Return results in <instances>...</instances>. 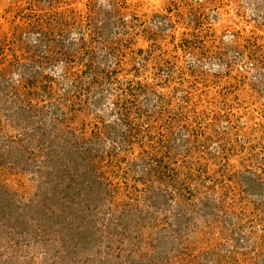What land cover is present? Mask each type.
Returning <instances> with one entry per match:
<instances>
[{
	"label": "rangeland",
	"instance_id": "rangeland-1",
	"mask_svg": "<svg viewBox=\"0 0 264 264\" xmlns=\"http://www.w3.org/2000/svg\"><path fill=\"white\" fill-rule=\"evenodd\" d=\"M29 1L0 0V37L7 33L26 39V55L39 37H55L51 45L61 48L47 71L55 75L52 87L60 85L63 57L80 70L89 61H116L104 56L117 51L127 61L133 56L143 61L138 76L126 77L154 81L155 91L149 116L137 127L136 150L129 161L118 162L109 154L114 147L109 122L118 116L110 112L112 94L96 111H80L76 118L73 113L66 125L45 122L44 134L35 131L31 140L25 133L34 125L8 116L7 105L0 104V152L5 154L0 158V210L2 201L14 198L26 207L20 215H27L25 223H12L8 216V223H1L0 214V264H162L160 257L169 258L164 264H186L182 254L173 255L179 248L200 252L205 264L214 241L235 250L225 247L232 258L228 264H258L247 240L250 219L264 223V0H116L130 27L125 32L114 25L106 29L104 45L93 39V30L104 20L109 0H38L39 6ZM36 21L42 31L40 26L28 30ZM67 32L72 38L65 37ZM81 40L85 47L78 48ZM68 94L71 102L77 98ZM96 97L89 96L92 105ZM32 112L36 121L50 120L45 112L46 119ZM63 128L89 138L95 137L93 129L103 128L104 134L86 146L99 156L79 164L78 178L54 172L72 158H51L54 171L49 160L51 145H66L67 138L58 133ZM5 140L8 147L2 148ZM138 158L158 165L153 175L134 165ZM45 164V174L35 170ZM95 179L104 188L92 189ZM70 183L71 193L64 194ZM172 183L185 187L174 191L172 199H162ZM58 201L66 206L61 209ZM41 202L55 208L49 211L54 216L59 213L73 223L46 216L39 222L41 207L36 206ZM128 205L142 208L143 229L124 211ZM32 216L36 222L31 223ZM133 240L136 251L130 250Z\"/></svg>",
	"mask_w": 264,
	"mask_h": 264
},
{
	"label": "trees",
	"instance_id": "trees-1",
	"mask_svg": "<svg viewBox=\"0 0 264 264\" xmlns=\"http://www.w3.org/2000/svg\"><path fill=\"white\" fill-rule=\"evenodd\" d=\"M109 1L110 4L105 10L104 20L99 25L97 23L94 24L95 30H93V39L97 42H101V45H104L105 41L107 40V38L105 39L106 36L104 35V31L109 27H112L113 25L116 27L120 26L124 32L127 28L130 27L128 25L129 23L125 21L126 19L123 17V13L120 11V7L117 1ZM29 2L30 4L35 2V4L39 6L38 0L37 2L36 0H31ZM40 24L42 25V23L36 21L34 23H31V25L28 24L27 28L28 30L35 31V28L37 26H40V31H42V27ZM69 34L68 32L65 33V37L72 38ZM43 35H45V33ZM54 39L55 37H51L49 34L44 39L39 37V39L36 40L34 44H30L33 49L30 54L26 55L25 53L29 52V47L26 46L27 44H25L27 43L26 39H23L21 37L17 38L15 34L11 37H8L7 33H4L2 37H0V100L2 101L0 104H2L3 106L7 105L6 107L8 108V116H13L16 114L17 117H19V119H21L22 121L34 125L31 131L25 133L27 134V139L31 140L37 137V135L35 136V131L44 134L42 127L44 126L43 124H45V122H54L53 125L59 122V124L61 123L62 125V122L65 121L66 125V120L69 121L72 118L73 113H75L76 118L77 113L80 111H96L97 106H100L101 101L105 99L107 95L112 94V101L110 102L112 104V107L110 112L111 114H118V116L109 122V126L111 127V129L114 130V147H112L109 154L112 159L115 157L116 162H118L120 158L121 160L127 159V161H129V158L132 157L131 155L136 150L135 138L138 133L137 127L139 128L141 126V123H145L142 122L140 119L144 118L145 121L149 116L147 113V108L152 100L150 96L155 91L153 87L154 81L149 82L147 79H129L126 77L129 74H133L134 77L138 76L141 66L144 65L143 61H135L136 58L134 56V60L132 57L130 61H127L130 58H127L123 52H107L106 56L104 57L111 56V59H116V61H106L105 64L100 63V61H89L88 63H86L83 69L75 70L74 67L71 66V61H68V57L65 56L63 57L64 61L58 62L60 64L58 65V67L60 66L59 76L62 78V80L61 78H59L60 85L57 87H52L51 83L53 80H55V75H51L47 71L50 70L51 67H53L54 63L57 62L56 55L61 48L58 47L59 45L57 43L54 46L51 45L54 44V42H52L54 41ZM41 46H44V48H42ZM77 47H85L84 40H81L80 45ZM93 51H91L90 53L91 59L95 57V53ZM22 55H24V57H22ZM22 58H24L25 61H21ZM123 63H126L125 67L124 65L121 67ZM21 67H24L25 70L22 69L20 71L19 69ZM27 69L30 74L29 77H26L28 74ZM120 70L122 73L119 72ZM103 72H111V74H108L107 78L104 79V77L101 76ZM23 79V83L26 82V87H24L22 83ZM20 87H24L25 90L20 91ZM84 90H86V93L84 92ZM68 92H70V94L75 93V95L77 96V98L74 99L73 102H71L72 100L69 97ZM92 93L97 96L96 98H98L97 101H94L96 105H92V102L89 99V96ZM158 97L160 96L158 95ZM28 101L30 102L25 103ZM32 104H35L33 109ZM159 106L161 105H156V107ZM32 110L40 112L43 119H46L44 118L45 112L49 116L50 120H43L44 122L34 120L36 112L34 113L32 112ZM70 121H72V119ZM92 126L95 125L92 124ZM98 129H93L91 131L92 135H94L95 137L104 134L103 128H101L100 131H97ZM58 133L62 136L65 135V137L67 138L66 145H51L52 147L50 146L49 149H47L49 150L47 151V153L50 155L49 160L51 161V158L52 160L54 158V161L56 162L57 159H59V161L60 159H62L61 161H63V159L64 161L70 158L72 159H70L69 163L64 164L65 168H63L62 166L61 168L55 171V163L51 161L53 171L55 172L56 176L65 172V177L68 176L78 178L80 176L79 164L86 163L87 158L89 160L90 158L94 160V158L99 156L98 153H94L93 156L89 152L90 148L86 147L89 141L94 140L95 137L89 138L83 134L82 136H80L74 129L64 130L63 128ZM42 139H44L43 135L40 136L39 140ZM82 139H84L83 143H81ZM7 145L8 141L5 140L3 142L2 148ZM121 152H123L124 155H120ZM4 156L5 154L0 152L1 160L2 158H4ZM50 161H48L47 164H49ZM149 161L148 163H146L144 159L141 158L140 161V159L138 158L134 165H136V163H139L138 165H142V168L147 171V175H153L154 173L152 174V171L157 170L156 166L158 167V165H151L149 164ZM47 164H45L44 166H38L37 168H35V170L39 173L45 174V171L47 170ZM61 164L63 165V162H61ZM14 168L17 167L14 166ZM149 179L150 178H148V180ZM252 181L253 183H255L254 179ZM49 183L51 184V181H49ZM70 185V187L64 186V194L71 193L72 183H70ZM90 185L94 186L92 187V189L104 188H101L102 183L99 181V179H95L94 181L90 182ZM184 187L185 185L172 183L171 189H168V191L165 189L164 194L160 197L164 199L165 196L170 197V199H172L174 191L176 192L177 190L182 189ZM255 187H257V182L255 183L253 188L255 189ZM89 189L90 188H88V190ZM0 192L2 191L0 190ZM57 192H59L58 189H56L54 193ZM97 194L98 191L96 192L95 196ZM57 196H59V194H55L54 198ZM64 202L65 201H58L57 203L58 205H61V209L66 206ZM2 204L4 206H1V208H4L3 210H0V214H3L4 220H2L1 223H8L9 220L7 216L12 217V223L27 222V215H22V212L21 215L19 213L22 209L26 208L24 204H20L14 198L10 201H8V199L6 202L2 201ZM47 204L48 206L42 204L41 202L39 203V205L36 206L41 207H39L41 215L37 218V220L41 223H44L43 217L45 218V216L50 218L49 220H55V217L60 218L59 213H56L54 216L52 212H49L50 210H54L55 208H52L50 203ZM131 207L133 206H126L124 211L127 212L129 216H132L133 219L135 217L137 223L136 226H139L143 229L144 226L141 224L145 222L143 221L144 218H142V208L137 209ZM187 209H189V206L185 205V215L187 213ZM150 215L152 216L153 213L150 212ZM34 220L36 222V219L32 216L31 223L34 222ZM250 220L252 221L253 226L251 227V230L249 232L248 237H250V239L247 240V244H249L250 249L255 251L256 253V256L253 259L254 263L257 262L258 264H264V223H255L254 219ZM72 221L73 219H63L62 222L58 220V223H73ZM123 229L129 230L127 229V227H124ZM237 241H240L239 237L236 238V242ZM136 243L137 242L135 240L130 241L129 244L132 246L130 250L133 249L134 251H136V248L138 247L136 246ZM226 246L229 247L230 245H227L225 243L221 245V243H219L218 241H214L212 246L207 249L211 251L210 256L206 259L208 261L205 264H228L229 262H231L232 258L228 256L227 252L229 249V252H233V249L230 246V248H228L226 252ZM192 248L196 249L197 247L194 246ZM183 250L184 249L179 248L177 252L173 255L176 256L182 254L186 260V264H203L200 260V257L202 255L200 252H186ZM207 250L203 249V251ZM231 256H233L232 253ZM160 258L162 264H164V261L167 262L169 259H166L165 257ZM233 260L237 261L238 259L233 258ZM261 261L262 263H260Z\"/></svg>",
	"mask_w": 264,
	"mask_h": 264
}]
</instances>
